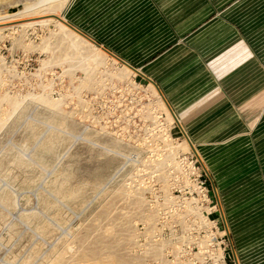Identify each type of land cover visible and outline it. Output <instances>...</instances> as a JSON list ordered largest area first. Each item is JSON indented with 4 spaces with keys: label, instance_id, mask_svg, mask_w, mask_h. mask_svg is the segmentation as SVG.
Segmentation results:
<instances>
[{
    "label": "rangeland",
    "instance_id": "obj_1",
    "mask_svg": "<svg viewBox=\"0 0 264 264\" xmlns=\"http://www.w3.org/2000/svg\"><path fill=\"white\" fill-rule=\"evenodd\" d=\"M0 264H264V0H0Z\"/></svg>",
    "mask_w": 264,
    "mask_h": 264
},
{
    "label": "bare ground",
    "instance_id": "obj_2",
    "mask_svg": "<svg viewBox=\"0 0 264 264\" xmlns=\"http://www.w3.org/2000/svg\"><path fill=\"white\" fill-rule=\"evenodd\" d=\"M42 22H46V21H42ZM61 22V21H60ZM60 22H58V24L61 26V27H63V28H65V29H68V30H70V31H73V30H71V29H69L68 27H66L64 24H62V22L60 23ZM37 23H40V22H37ZM159 93V92H158ZM160 95V98H161V101L163 102V104L165 103L164 102V100H163V97L161 96V94H159ZM159 98V97H158ZM165 105V104H164ZM168 108V107H167ZM167 108H166V106H165V110H166V114H167V116L169 117V119L171 120V122L173 123V121H174V119H173V117H172V115H171V113H170V111L168 112L167 111ZM179 128H180V126H179ZM180 130H181V128H180ZM182 131V130H181Z\"/></svg>",
    "mask_w": 264,
    "mask_h": 264
},
{
    "label": "water",
    "instance_id": "obj_3",
    "mask_svg": "<svg viewBox=\"0 0 264 264\" xmlns=\"http://www.w3.org/2000/svg\"><path fill=\"white\" fill-rule=\"evenodd\" d=\"M157 90H158V88H157ZM158 92L160 93V91L158 90ZM161 94V93H160ZM164 100V99H163ZM164 102H165V100H164ZM165 104H166V106L168 107V109H169V111H170V113H171V115H172V117H173V119H174V121L178 124V121H177V119H176V117L174 116V114H173V112L170 110V108H169V106L167 105V103L165 102Z\"/></svg>",
    "mask_w": 264,
    "mask_h": 264
},
{
    "label": "built area",
    "instance_id": "obj_4",
    "mask_svg": "<svg viewBox=\"0 0 264 264\" xmlns=\"http://www.w3.org/2000/svg\"><path fill=\"white\" fill-rule=\"evenodd\" d=\"M223 259V258H222Z\"/></svg>",
    "mask_w": 264,
    "mask_h": 264
}]
</instances>
